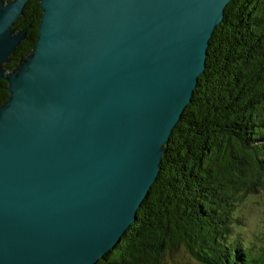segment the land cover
I'll return each mask as SVG.
<instances>
[{"label":"water","instance_id":"water-1","mask_svg":"<svg viewBox=\"0 0 264 264\" xmlns=\"http://www.w3.org/2000/svg\"><path fill=\"white\" fill-rule=\"evenodd\" d=\"M0 0V264H95L134 225L231 0Z\"/></svg>","mask_w":264,"mask_h":264},{"label":"trees","instance_id":"trees-1","mask_svg":"<svg viewBox=\"0 0 264 264\" xmlns=\"http://www.w3.org/2000/svg\"><path fill=\"white\" fill-rule=\"evenodd\" d=\"M40 16L39 1L28 0L13 23L25 37L7 70L31 51ZM6 86L1 78L0 105ZM164 149L135 224L95 264H163L180 249L198 264H264V249L248 259L230 243L239 194L253 195L264 177V0L227 3L206 68Z\"/></svg>","mask_w":264,"mask_h":264},{"label":"rangeland","instance_id":"rangeland-1","mask_svg":"<svg viewBox=\"0 0 264 264\" xmlns=\"http://www.w3.org/2000/svg\"><path fill=\"white\" fill-rule=\"evenodd\" d=\"M262 180V184L256 188L253 195L252 191L239 194L240 197L236 201L233 211L238 214V220L232 227L231 232L233 233L230 234L232 240L230 243L233 247H240L248 259L252 258L251 253L254 256L263 254L264 249V235H256V243H246V236L244 234V229H253V225L249 223L251 217L255 216L264 221V177ZM261 227V223L258 222L255 226V232L259 233ZM162 262L163 264H198L185 249H180L178 252H174L168 256L165 255Z\"/></svg>","mask_w":264,"mask_h":264},{"label":"clouds","instance_id":"clouds-1","mask_svg":"<svg viewBox=\"0 0 264 264\" xmlns=\"http://www.w3.org/2000/svg\"><path fill=\"white\" fill-rule=\"evenodd\" d=\"M258 222L261 223L262 227H261V231L259 233H256L255 226ZM249 223L253 225V229L252 230L244 229V234L246 236V243H256L257 242L256 235H264V221H261L260 218L254 216L249 219Z\"/></svg>","mask_w":264,"mask_h":264}]
</instances>
